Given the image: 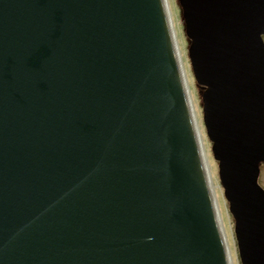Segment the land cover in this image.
<instances>
[{"label": "water", "instance_id": "1", "mask_svg": "<svg viewBox=\"0 0 264 264\" xmlns=\"http://www.w3.org/2000/svg\"><path fill=\"white\" fill-rule=\"evenodd\" d=\"M242 264H264V0H179ZM167 0H0V264H230ZM197 125V124H196Z\"/></svg>", "mask_w": 264, "mask_h": 264}, {"label": "rangeland", "instance_id": "2", "mask_svg": "<svg viewBox=\"0 0 264 264\" xmlns=\"http://www.w3.org/2000/svg\"><path fill=\"white\" fill-rule=\"evenodd\" d=\"M169 5V10L171 13L172 24L176 34L179 49L183 58L184 66L186 69L187 83L190 89L191 98L193 105L196 109L197 116L200 123L201 132L204 138V144L206 148L207 158L209 161V167L215 183V192L219 202V208L221 211V216L224 222V228L229 240L230 250L232 251V258L234 264H242L239 255L238 242L236 240L235 234V221L229 209V203L224 194V188L222 186L220 176H219V163L215 160L212 148L213 144L209 140L206 127L204 124V103L203 94L205 88L200 86L194 76L191 61L189 58V50L191 46V40L188 38L186 33V23L183 16V9L180 5L179 0H167ZM259 184L264 189V164L260 166V177Z\"/></svg>", "mask_w": 264, "mask_h": 264}, {"label": "bare ground", "instance_id": "3", "mask_svg": "<svg viewBox=\"0 0 264 264\" xmlns=\"http://www.w3.org/2000/svg\"><path fill=\"white\" fill-rule=\"evenodd\" d=\"M167 5H168V1H167ZM168 9H169V5H168ZM169 13H170V10H169ZM170 21H171V28H172V32H173V38H174V42H175V45H176V49L178 50V56H179V60H180V64H181V69H182V72L185 76V80H186V86H187V89H188V92H189V95H190V100H191V105H192V108H193V113H194V116L196 117V123H195V127L197 129V132L199 134V146L201 147V151H203V157H204V160H205V165H206V168H207V172H208V179H209V184H210V190L212 192V195H213V198L215 199V206H216V209H217V212H218V215H219V222L221 224V227L223 229V232H224V240H225V244L227 246V249L229 251V257H230V260H231V263L230 264H234V261H233V258H232V251L230 250V244H229V240H228V237H227V234H226V231H225V228H224V222H223V219H222V216H221V211H220V208H219V202H218V198H217V195H216V192H215V183H214V179L212 177V174H211V171H210V167H209V161H208V158H207V153H206V148H205V144H204V138H203V134L201 132V128H200V123H199V119H198V116H197V112H196V109L193 105V101H192V98H191V93H190V89H189V86H188V83H187V75H186V69H185V66H184V62H183V58H182V55H181V52H180V49H179V45H178V42H177V38H176V34H175V31H174V28H173V22H172V18H171V13H170ZM197 124V125H196Z\"/></svg>", "mask_w": 264, "mask_h": 264}]
</instances>
